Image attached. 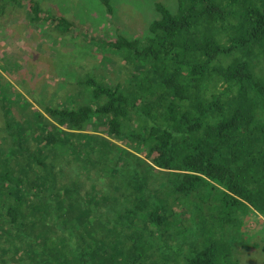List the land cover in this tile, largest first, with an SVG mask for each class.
<instances>
[{"label":"trees","instance_id":"obj_1","mask_svg":"<svg viewBox=\"0 0 264 264\" xmlns=\"http://www.w3.org/2000/svg\"><path fill=\"white\" fill-rule=\"evenodd\" d=\"M154 7L141 35L105 40L115 82L86 70L29 99L0 72V264H220L209 211L264 218V0ZM7 9L73 26L36 0Z\"/></svg>","mask_w":264,"mask_h":264},{"label":"rangeland","instance_id":"obj_2","mask_svg":"<svg viewBox=\"0 0 264 264\" xmlns=\"http://www.w3.org/2000/svg\"><path fill=\"white\" fill-rule=\"evenodd\" d=\"M36 1L47 12L73 21V26L61 34L50 20L30 22L21 9L12 13L7 9L0 15V72L29 99L31 92L23 88L28 82L37 93L58 96L65 83L86 70L117 81L121 75L116 69L122 68V62L112 64L113 54L103 50L105 40L119 34L141 35L157 16L155 2L174 8L176 0H109L110 13L102 0ZM22 76H27L24 83ZM209 212L220 219L208 220L201 246L212 245L216 262L264 264V218L242 204Z\"/></svg>","mask_w":264,"mask_h":264}]
</instances>
